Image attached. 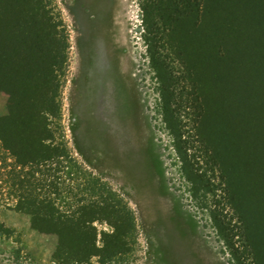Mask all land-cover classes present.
<instances>
[{
	"label": "rangeland",
	"instance_id": "obj_1",
	"mask_svg": "<svg viewBox=\"0 0 264 264\" xmlns=\"http://www.w3.org/2000/svg\"><path fill=\"white\" fill-rule=\"evenodd\" d=\"M146 3L52 1L50 11L63 24L68 42L56 92L60 112L52 125L54 145L65 157L39 167L19 166L20 157L24 161L30 155L23 152L28 143L19 133L25 114L21 110L12 113L16 101L9 92L0 90V136L19 153L6 150L0 141V264H55L58 238L35 231L31 218L19 211L18 197L27 191L56 200V207L63 211L92 206L89 201L79 203V198L98 199L111 193L121 200L132 212L135 224L132 252L121 258L126 263L115 260L107 264L264 263V255L256 251L261 250L259 239L246 240L222 228V221L232 222V229L237 219L233 207L224 200V191L212 187L220 180H213L200 151L204 149L199 143L193 144V111L181 109L178 117L171 116V109L166 108L147 40ZM242 22L249 26V41L264 37L262 27L252 30L258 26L256 20ZM222 32L217 36L207 27L208 35L199 31L201 38L197 33L196 43L187 47V61L195 66L203 86L201 96L210 97L217 89L212 76L230 80L225 64L228 59L214 64V51L235 46L241 54L251 43L246 36ZM163 51L174 57L169 47ZM1 64L5 62L0 59ZM175 65L181 68L178 62ZM213 68L216 75L211 72ZM5 78L0 70V86ZM218 83L221 85V81ZM207 106L211 109L210 103ZM178 122L181 124L177 126ZM179 128L187 132L182 139L191 141L189 154L197 160L199 157L197 166L212 177V185L206 180L207 185L201 189L189 180L191 170L185 172L186 165L177 152L181 144L174 133L177 129L178 134ZM203 131L201 127L205 142L213 140L206 135L208 140ZM51 184H56L57 190ZM94 226L99 233L98 246L102 247L103 235L111 234L113 228L106 222ZM99 261L93 258L91 264Z\"/></svg>",
	"mask_w": 264,
	"mask_h": 264
},
{
	"label": "trees",
	"instance_id": "obj_2",
	"mask_svg": "<svg viewBox=\"0 0 264 264\" xmlns=\"http://www.w3.org/2000/svg\"><path fill=\"white\" fill-rule=\"evenodd\" d=\"M52 1L0 0V59L5 62L0 70L6 76L0 90L9 92L16 101L11 106L12 113L21 110L25 114L19 133L28 143L23 152L30 155L24 161L20 157L18 164L23 167H39L65 157L54 145L52 125L60 112L56 92L60 86L59 73L67 59L68 42L63 24L50 11ZM143 10L150 33L147 40L152 66L161 83L166 108L171 109V116L178 117L181 109L193 111L190 115L192 131H196L193 144L199 143L204 149L200 151L213 180L219 179L220 183L214 185L212 177L201 172L197 166L199 157L197 160L189 154L191 141L182 139L187 132L179 128L174 136L181 144L177 152L186 165L185 172L191 170L187 174L189 180L198 183L201 189L213 183L212 187L224 191V200L233 207L237 222L231 229L232 222L222 221V228L246 240L259 239L261 250L256 251L264 255V37L249 41V26L242 22L256 20L258 26L252 30L260 27L264 30V0H147ZM207 27L217 36L224 34L223 30L236 37L246 36L248 44L251 42L241 54L235 46L214 51V64L228 59L225 64L230 69V80L212 76L217 89L210 97L199 94L204 91L202 83L186 57L187 47L196 43V34L200 38L199 31L208 35ZM167 47L174 57L164 55L163 49ZM215 71L213 68V75ZM239 110L244 115L237 113ZM201 127L205 136L213 140L206 136L209 142H205L201 138ZM0 141L6 150L19 154L5 137L0 136ZM50 186L57 190L56 184ZM18 198L19 211L31 218L32 228L58 238L55 264H91L93 258H99V264L115 260L126 263L121 258L132 252L135 232L132 212L111 193L98 199H77L79 203L89 201L92 206L76 211H63L56 207V200L40 197L34 191L24 192ZM97 222H106L113 228L111 234L103 235L102 247L98 246L99 233L94 226Z\"/></svg>",
	"mask_w": 264,
	"mask_h": 264
}]
</instances>
